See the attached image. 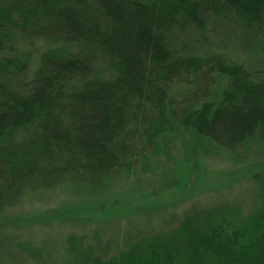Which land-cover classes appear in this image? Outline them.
Here are the masks:
<instances>
[{"label":"trees","instance_id":"trees-1","mask_svg":"<svg viewBox=\"0 0 264 264\" xmlns=\"http://www.w3.org/2000/svg\"><path fill=\"white\" fill-rule=\"evenodd\" d=\"M211 11L253 31L264 50V0H0V55H11L0 59L7 77L0 79V219L41 192L98 197L124 178L139 179L177 136L192 158L236 161L264 143L263 69L178 46ZM28 37L50 47L33 75L28 58L16 55ZM70 47L77 49L65 52ZM177 81L193 87L182 100L170 95ZM186 161H174L176 177L153 195L186 197L195 168ZM196 181L194 192L203 178ZM260 186L245 217L223 205L195 209L159 231H147L152 220L144 218L143 235L119 242L69 239L65 263L264 264V180ZM158 203L134 211L150 214Z\"/></svg>","mask_w":264,"mask_h":264},{"label":"rangeland","instance_id":"rangeland-1","mask_svg":"<svg viewBox=\"0 0 264 264\" xmlns=\"http://www.w3.org/2000/svg\"><path fill=\"white\" fill-rule=\"evenodd\" d=\"M252 32L231 17L211 11L202 30L183 32L177 41L186 52L206 58L224 55L230 61L254 68V73H260V70L264 71V50L260 37ZM49 48L41 39L28 37L23 40L16 55L28 58L30 75H33L39 69L41 55ZM76 49L70 47L65 52H75ZM9 57V54L0 55V59ZM0 79L7 81L4 75ZM191 79L196 83L199 77L192 75ZM225 84L226 81L217 83L207 99L216 100ZM190 89L193 87L177 81L171 87L170 95L182 100L190 95L187 93ZM185 138L189 139L188 136ZM188 147L189 144L179 136L172 141L165 140L161 155L151 161L149 170L142 177L124 178L120 181L122 185L111 187L98 197L61 191L38 193L33 203L10 211L0 219V264H38L43 260L51 264H67L69 239L82 238L87 246H95V238L102 241L117 239L119 242L127 236L143 235L144 218L152 220L147 231H159L165 226H175L183 215L195 209L223 205L235 209L243 217L251 213L261 192L260 182L264 180V143L254 145L247 152H239L243 155L237 162L230 157L225 160L201 155L192 158ZM183 156L187 157L188 166L195 167L191 179L187 180L186 197L174 201L171 194L153 195L160 189V184L176 177L174 161ZM199 178L203 181L194 192ZM153 202L163 206L150 214L134 211ZM59 212H75L77 215L70 214L62 219ZM51 213H56L55 217L48 218ZM22 242L35 251H41V259L23 251Z\"/></svg>","mask_w":264,"mask_h":264}]
</instances>
